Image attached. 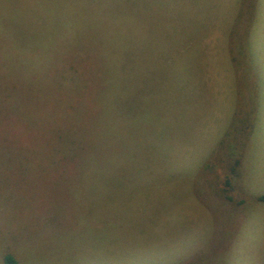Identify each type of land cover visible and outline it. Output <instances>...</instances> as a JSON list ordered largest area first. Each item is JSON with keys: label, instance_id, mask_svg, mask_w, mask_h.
<instances>
[{"label": "rangeland", "instance_id": "374dc122", "mask_svg": "<svg viewBox=\"0 0 264 264\" xmlns=\"http://www.w3.org/2000/svg\"><path fill=\"white\" fill-rule=\"evenodd\" d=\"M42 1L0 0V264H264V0H110L90 46Z\"/></svg>", "mask_w": 264, "mask_h": 264}, {"label": "trees", "instance_id": "16d2710c", "mask_svg": "<svg viewBox=\"0 0 264 264\" xmlns=\"http://www.w3.org/2000/svg\"><path fill=\"white\" fill-rule=\"evenodd\" d=\"M50 1L51 2H49V3H46L45 0L40 2V6L43 5V6H41L42 7L41 11H49L48 9H51L50 7L53 4L58 2V0H50ZM66 1H68V0H66ZM109 1L110 0H82L81 5H79V7H78V11L75 10V13L76 14L79 13V15H80L79 18H81V20L84 22L83 24H85V26L87 28L88 34H87V36H85V38H87V39H85L83 41L85 43L86 42H88V43H86L85 45L90 46L91 44H94V43L104 44L107 41L116 42L115 41L116 38H114V37H116V35L113 33L111 34V32H110V29H111L110 26L116 24L117 17L115 15V13L111 12L110 14L105 15L99 11V9L102 8V6L104 7L105 6L104 4L108 3ZM61 3L66 4L65 2L59 1V4L57 3V9L61 8V5H62ZM111 4H112V2H110L109 6ZM2 8L6 9V10L11 9V8H8L6 5H3ZM10 14H11L10 11L5 12L4 13L5 16H3L2 13L0 12V28L6 27V26L12 24V20H11L12 15H10ZM121 15L125 18L126 12L125 11L122 12ZM123 21L126 22V20H122L121 22H123ZM91 24L95 25V27L90 32V29L88 27L93 28L92 27L93 25H91ZM63 25H66V24L63 23ZM78 25H80V24H78ZM97 26H98V28H96ZM51 34L52 33H49L48 36L46 37L45 44H47L48 42L52 43L55 41ZM79 43L80 42H77V46ZM36 45H38V43H36L35 46ZM54 58H59V56H54ZM54 58H50V59H54ZM257 200L264 203V193L258 195ZM3 263L4 264H16V260L11 254H6L4 256Z\"/></svg>", "mask_w": 264, "mask_h": 264}]
</instances>
